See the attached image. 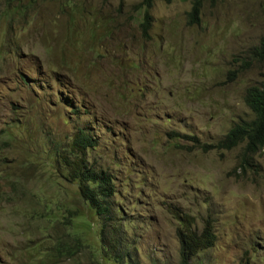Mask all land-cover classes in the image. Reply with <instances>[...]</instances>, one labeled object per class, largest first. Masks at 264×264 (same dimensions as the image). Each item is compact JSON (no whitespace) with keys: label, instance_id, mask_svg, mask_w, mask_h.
Here are the masks:
<instances>
[{"label":"rangeland","instance_id":"obj_1","mask_svg":"<svg viewBox=\"0 0 264 264\" xmlns=\"http://www.w3.org/2000/svg\"><path fill=\"white\" fill-rule=\"evenodd\" d=\"M0 0V264H180L178 231L213 224L194 264H264V148L205 151L254 114L264 0ZM21 6V9H18ZM115 178L108 217L63 163ZM196 137L198 143L190 138ZM107 225V227L105 226ZM102 229L105 230L102 233ZM108 246L114 256H106Z\"/></svg>","mask_w":264,"mask_h":264},{"label":"trees","instance_id":"obj_2","mask_svg":"<svg viewBox=\"0 0 264 264\" xmlns=\"http://www.w3.org/2000/svg\"><path fill=\"white\" fill-rule=\"evenodd\" d=\"M15 0H11L8 4L11 5ZM19 1V0H16ZM159 0H142L141 5L144 8L143 22L141 23L142 30L147 36L148 31L152 26V10L155 3ZM170 4L173 0H162ZM207 0H191L192 7L189 12V22L199 23L202 14L204 2ZM216 2L218 0H208ZM21 9V6L18 8ZM250 55L253 60L264 63V37L260 40L258 46L250 50ZM245 103L254 114V119L241 120L236 123L224 136L223 139L215 144H204L201 147L205 151L209 150H226L231 151L239 146L243 147L240 158L239 167L246 170L247 167L254 166V159L258 153L264 148V72L262 79L258 85L252 86L247 89L245 96ZM198 143L196 137H186ZM97 146L96 140L92 136L79 130L74 136L69 153L70 155L63 156V163L70 167V176L79 181V193L84 199L85 203L91 211H95L98 215L108 217L112 212L111 198L116 194L114 180L115 178L111 173L104 169H96L86 163V154L88 151L93 150ZM107 227V225H105ZM188 232L179 230L178 237L180 241V264H194L191 261L201 251L212 247L215 243V235L213 232V224L207 220L204 224L202 234L192 231L191 228L186 229ZM105 230L102 229V233ZM106 256L123 258L124 251L117 253L114 256L109 247H105Z\"/></svg>","mask_w":264,"mask_h":264}]
</instances>
